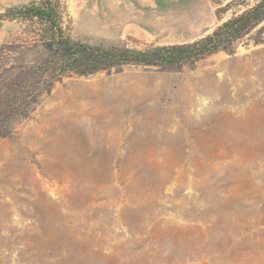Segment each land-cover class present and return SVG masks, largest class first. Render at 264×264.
<instances>
[{
  "label": "rangeland",
  "instance_id": "rangeland-1",
  "mask_svg": "<svg viewBox=\"0 0 264 264\" xmlns=\"http://www.w3.org/2000/svg\"><path fill=\"white\" fill-rule=\"evenodd\" d=\"M66 2L74 40L98 48L189 42L220 23L212 0ZM254 35L181 68L61 74L0 20V264H264Z\"/></svg>",
  "mask_w": 264,
  "mask_h": 264
},
{
  "label": "trees",
  "instance_id": "trees-1",
  "mask_svg": "<svg viewBox=\"0 0 264 264\" xmlns=\"http://www.w3.org/2000/svg\"><path fill=\"white\" fill-rule=\"evenodd\" d=\"M212 3L216 6L215 14L220 23L211 32L189 42L148 44L145 47L98 48L75 41L66 0L24 3L0 12V20L21 24L30 34V41L40 44L47 52L44 64L57 61L61 74H92L123 65L163 68L170 61L181 68L221 51L234 52L236 44L252 32L255 33L254 41L261 42L264 0H212ZM236 7L239 9H234ZM230 9H233L231 14L223 19ZM20 109L19 102L13 112Z\"/></svg>",
  "mask_w": 264,
  "mask_h": 264
}]
</instances>
